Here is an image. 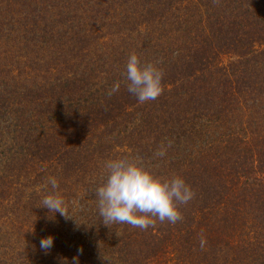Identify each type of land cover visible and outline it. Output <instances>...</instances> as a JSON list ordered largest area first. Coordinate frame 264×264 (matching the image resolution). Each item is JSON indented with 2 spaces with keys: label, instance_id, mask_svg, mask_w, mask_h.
<instances>
[{
  "label": "trees",
  "instance_id": "1",
  "mask_svg": "<svg viewBox=\"0 0 264 264\" xmlns=\"http://www.w3.org/2000/svg\"><path fill=\"white\" fill-rule=\"evenodd\" d=\"M133 52L160 61L155 100L128 91ZM123 156L190 185L182 221L102 223L95 189ZM48 177L71 218L40 207ZM73 257L264 264V0H0V264Z\"/></svg>",
  "mask_w": 264,
  "mask_h": 264
},
{
  "label": "clouds",
  "instance_id": "2",
  "mask_svg": "<svg viewBox=\"0 0 264 264\" xmlns=\"http://www.w3.org/2000/svg\"><path fill=\"white\" fill-rule=\"evenodd\" d=\"M160 63H142L136 53H132L126 63V78L129 81V93L136 96L138 102L144 103L157 99L163 93V70L157 67ZM116 82L109 90L110 97L119 90ZM167 145L162 144L154 153L155 157H164ZM107 171L105 182L95 189L98 200L99 214L102 223L109 226L114 223L129 224L142 230L154 226L159 220L175 224L182 221L180 206L187 204L194 198L195 193L181 176L171 178L157 175L146 166L140 156H123L110 159L104 165ZM51 192L47 194L40 207L49 212L59 213L66 219L68 215L65 201L57 191L59 185L55 177H48ZM207 244L206 237L201 234L199 245L201 250ZM53 246V237L49 235L40 241L41 249L49 250ZM82 253V249L78 250ZM75 264H79L77 257H73Z\"/></svg>",
  "mask_w": 264,
  "mask_h": 264
}]
</instances>
